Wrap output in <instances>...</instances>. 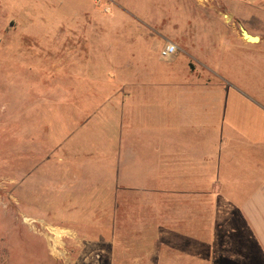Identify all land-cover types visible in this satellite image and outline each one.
Listing matches in <instances>:
<instances>
[{
  "label": "rangeland",
  "instance_id": "rangeland-1",
  "mask_svg": "<svg viewBox=\"0 0 264 264\" xmlns=\"http://www.w3.org/2000/svg\"><path fill=\"white\" fill-rule=\"evenodd\" d=\"M224 8L0 0V264H255L240 235L248 191L217 194L216 161H178L170 183V162L153 161L138 140L154 144L141 134L153 124L154 78L173 99L165 127L193 133L197 146L208 132L210 160L223 98L225 123L264 145V135L249 134L264 116L248 106L264 95V60L241 59ZM169 42L170 67L157 60ZM186 121L200 123L186 130ZM252 149L241 153L254 161Z\"/></svg>",
  "mask_w": 264,
  "mask_h": 264
},
{
  "label": "crops",
  "instance_id": "crops-1",
  "mask_svg": "<svg viewBox=\"0 0 264 264\" xmlns=\"http://www.w3.org/2000/svg\"><path fill=\"white\" fill-rule=\"evenodd\" d=\"M223 3L226 13L224 19H228L229 22H232L233 27H238L237 34L240 40H242V44L233 47L236 48L235 50L239 55H242V60L248 61L255 66L258 65L259 61L264 60V0H223ZM226 28H228V26ZM241 30H244L252 37H257L258 42L248 43L245 41L241 37ZM233 32L236 33L235 30L230 31L231 34H234ZM226 36L228 37V34ZM173 56L163 60L159 57L158 53L157 60L160 61V64H168L170 67L171 63L163 62L169 61ZM155 60L156 58L146 60L140 59L141 63H155ZM137 62H139V60L135 62L134 66L142 67ZM144 63L142 64L144 65ZM145 79L148 82L150 80L146 77ZM151 82L153 87L151 114L153 117V124L151 128H143L141 134L151 133L153 135L154 144L149 143L152 140L151 137L144 139L140 136L138 140L142 142V144L147 145L148 148L151 147L153 150V161L170 162V183L176 179L175 174L177 173V169L175 167L180 165L178 161H200L201 168L208 166V161H216L217 194L220 195L221 191L227 192L234 189L248 191L239 207L244 230V234H240L243 239L242 243H244L242 246H247L244 247V250L247 252L248 256H251L250 261H255V264H264V145H258L260 146L259 149L254 147L248 142L253 140V138L246 140L240 135V131L235 130L234 126L230 127L225 123L224 109L227 99L223 98V113L221 116L222 129H218L219 131L216 135L217 157L214 160H210V135L208 132L205 133V137L202 138L200 145L197 146L193 144V142L196 141V138H193V133H189L190 136L188 137L180 136L178 138L174 131L175 128H170L169 126V128L165 127L168 121L170 125L172 119L175 117V112L173 113L175 109L172 95L167 92L168 89H164L165 91L163 90L165 84H162L157 79L152 78ZM250 82L254 85L263 84L256 79ZM248 104V106L253 109L254 114H257L256 110L259 109L264 116V95L254 93L249 98ZM237 106L243 107L245 104L239 103ZM207 108L208 107H206V109ZM197 111L199 115L200 110L198 108ZM165 120L167 122H165ZM186 122L188 124L184 126L186 130L197 128V125L200 123L199 121H197L196 124H192L191 121ZM225 128L228 129L225 130ZM251 128L252 130H250L249 134H259L262 139L264 135V123H258L256 120V124L252 125ZM252 148L258 149L259 151L257 152L260 153L259 156H256L258 157L257 159L252 157L254 161L241 153H244L245 149L253 150ZM187 165V162H185L184 166L187 167ZM202 171L201 169V173ZM243 184H245V186H243ZM260 261L263 263H260Z\"/></svg>",
  "mask_w": 264,
  "mask_h": 264
},
{
  "label": "built area",
  "instance_id": "built-area-1",
  "mask_svg": "<svg viewBox=\"0 0 264 264\" xmlns=\"http://www.w3.org/2000/svg\"><path fill=\"white\" fill-rule=\"evenodd\" d=\"M104 11H108V8H105ZM177 49L176 46L168 43L166 44L160 51H159V57L163 60H166L173 56L176 53Z\"/></svg>",
  "mask_w": 264,
  "mask_h": 264
},
{
  "label": "water",
  "instance_id": "water-1",
  "mask_svg": "<svg viewBox=\"0 0 264 264\" xmlns=\"http://www.w3.org/2000/svg\"><path fill=\"white\" fill-rule=\"evenodd\" d=\"M241 37L247 41L248 43H256L258 42V38L257 37H252L250 35H248L244 30H241Z\"/></svg>",
  "mask_w": 264,
  "mask_h": 264
}]
</instances>
